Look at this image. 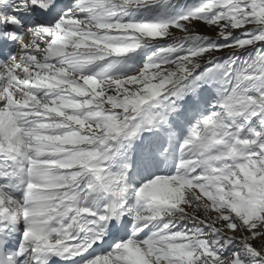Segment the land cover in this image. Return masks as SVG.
Returning <instances> with one entry per match:
<instances>
[{"label": "snow or ice", "instance_id": "1", "mask_svg": "<svg viewBox=\"0 0 264 264\" xmlns=\"http://www.w3.org/2000/svg\"><path fill=\"white\" fill-rule=\"evenodd\" d=\"M0 264H264V0H0Z\"/></svg>", "mask_w": 264, "mask_h": 264}, {"label": "rangeland", "instance_id": "2", "mask_svg": "<svg viewBox=\"0 0 264 264\" xmlns=\"http://www.w3.org/2000/svg\"><path fill=\"white\" fill-rule=\"evenodd\" d=\"M190 2H191V0H190Z\"/></svg>", "mask_w": 264, "mask_h": 264}]
</instances>
